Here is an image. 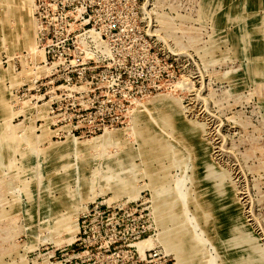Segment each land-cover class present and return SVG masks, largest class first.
Segmentation results:
<instances>
[{"label":"rangeland","instance_id":"rangeland-1","mask_svg":"<svg viewBox=\"0 0 264 264\" xmlns=\"http://www.w3.org/2000/svg\"><path fill=\"white\" fill-rule=\"evenodd\" d=\"M0 264H264V0H0Z\"/></svg>","mask_w":264,"mask_h":264},{"label":"built area","instance_id":"built-area-1","mask_svg":"<svg viewBox=\"0 0 264 264\" xmlns=\"http://www.w3.org/2000/svg\"><path fill=\"white\" fill-rule=\"evenodd\" d=\"M65 7H69V5L67 6V5L63 4V8H62L63 12L59 13V11H55L54 14L52 15V16H55V18H52L51 20L52 21H58V19L60 18L62 23H63V20H64V25L61 27L62 33L66 32V35H67V38L65 39L64 43H66V42H68L70 40L71 44H73V39L71 38V35H72L73 31H74L73 28H74L76 20H75L74 16L72 15V13H70V12L65 13L64 12V8ZM56 16H59V17H56ZM47 19H48V17H44L43 14L40 15V22H41V24H40V32H41V35H42L41 41L45 40V41L41 42V44L43 45V49L44 50L51 48L53 43H54V39H55V36H53L52 39H48L49 31H50L49 26L54 25V24L51 23V21L50 22L46 21ZM73 19H74V21H73ZM53 27L57 28L56 25H54ZM86 33L89 34V38H90V42L91 43H96L98 38L101 39V37H98L97 35H95L94 31H92V30H87ZM111 208L112 207H107V211L103 212V214L106 215V213ZM114 208H116V207H114ZM97 212L102 214L101 211H97ZM91 233L92 232H91V229L89 227H85V226H83L82 228L79 227V232H78V234L76 236L75 243L76 244L80 243V245H84V243L86 242L85 239H90ZM139 239H141V235L138 232L134 231L131 234L130 241L131 242H135L136 240H139ZM134 246H135V243L134 244L132 243L131 247H134ZM144 255L146 257V251H145ZM128 256H129L130 260H134L137 255L135 253H129ZM158 256L159 255H157L156 253L154 254V258L158 257ZM150 258L153 259V255L152 254H150Z\"/></svg>","mask_w":264,"mask_h":264},{"label":"bare ground","instance_id":"bare-ground-1","mask_svg":"<svg viewBox=\"0 0 264 264\" xmlns=\"http://www.w3.org/2000/svg\"><path fill=\"white\" fill-rule=\"evenodd\" d=\"M149 239H151V238H149ZM146 240H147V239H146ZM144 241H145V240H144ZM142 242H143V241H142ZM140 243H141V242H140ZM146 249H152V248H146ZM146 249H145V250H146ZM145 250H144V253H145ZM144 253H143V255H144ZM141 254H142V253H141Z\"/></svg>","mask_w":264,"mask_h":264}]
</instances>
